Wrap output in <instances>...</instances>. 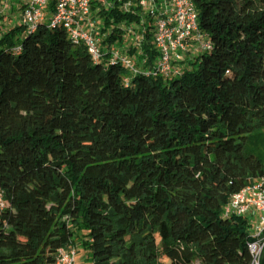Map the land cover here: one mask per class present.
Returning <instances> with one entry per match:
<instances>
[{
    "label": "trees",
    "instance_id": "16d2710c",
    "mask_svg": "<svg viewBox=\"0 0 264 264\" xmlns=\"http://www.w3.org/2000/svg\"><path fill=\"white\" fill-rule=\"evenodd\" d=\"M193 3L211 50L171 78L116 4L98 32L136 74L60 27L2 34L0 264L76 245L93 264H250L251 224L222 212L264 181V0Z\"/></svg>",
    "mask_w": 264,
    "mask_h": 264
},
{
    "label": "built area",
    "instance_id": "2783aa9c",
    "mask_svg": "<svg viewBox=\"0 0 264 264\" xmlns=\"http://www.w3.org/2000/svg\"><path fill=\"white\" fill-rule=\"evenodd\" d=\"M9 1L12 0H0V38L2 22L8 19L7 10L13 11L15 6L20 25L26 32L34 33L43 23L49 28L60 27L70 40L82 45L94 61L108 55L133 74L138 70L130 57L118 46L105 44L103 36L99 34V26H96L94 18L99 9H109L116 4L123 13L139 12L142 26L149 22L157 52V61L151 70L154 76H177L181 72V64L211 50L208 37L199 29L198 12L193 0H17V4L12 3L11 6L8 5ZM263 183V180L257 181L232 195L222 212L224 219L237 216L250 221L256 218L247 245L251 254L250 264H261L264 251ZM5 207L4 195L0 190V213ZM74 255L73 247L61 248L55 264H75Z\"/></svg>",
    "mask_w": 264,
    "mask_h": 264
},
{
    "label": "rangeland",
    "instance_id": "374dc122",
    "mask_svg": "<svg viewBox=\"0 0 264 264\" xmlns=\"http://www.w3.org/2000/svg\"><path fill=\"white\" fill-rule=\"evenodd\" d=\"M12 3H16L17 4V0H12L9 1L8 5L11 6ZM18 15L19 12L17 11L16 7L14 6L13 11L10 10L8 8L7 10V16L2 22V34H4L5 32H7L8 30H10L11 28L15 27V26H19L20 25V21L18 19ZM95 18V22H96V26H101V20L97 18V16H94ZM181 67H188L191 68L192 66H187L186 64H182L180 65ZM249 223L251 224V227L249 228V232H253V221H249ZM75 250V255H74V260H75V264H93L92 263V256L90 254V252L83 248L81 245H76L73 247ZM163 264H166L165 261H163Z\"/></svg>",
    "mask_w": 264,
    "mask_h": 264
},
{
    "label": "crops",
    "instance_id": "0c3cea01",
    "mask_svg": "<svg viewBox=\"0 0 264 264\" xmlns=\"http://www.w3.org/2000/svg\"><path fill=\"white\" fill-rule=\"evenodd\" d=\"M193 61H195V57H194V58H193V57L189 58L187 61H185L184 64H186V65L188 66L189 63H191V62H193ZM182 66H183V64H182ZM251 218H252V217H251ZM251 221H253V224H255V222H256V218L253 217V218L251 219Z\"/></svg>",
    "mask_w": 264,
    "mask_h": 264
}]
</instances>
